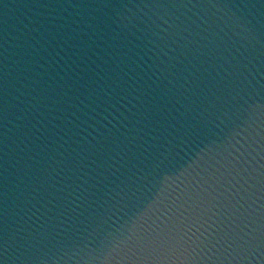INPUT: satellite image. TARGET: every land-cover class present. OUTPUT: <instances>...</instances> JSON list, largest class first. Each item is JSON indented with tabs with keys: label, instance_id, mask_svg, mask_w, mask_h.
Listing matches in <instances>:
<instances>
[{
	"label": "clouds",
	"instance_id": "9594fccd",
	"mask_svg": "<svg viewBox=\"0 0 264 264\" xmlns=\"http://www.w3.org/2000/svg\"><path fill=\"white\" fill-rule=\"evenodd\" d=\"M0 264H264V0H0Z\"/></svg>",
	"mask_w": 264,
	"mask_h": 264
}]
</instances>
